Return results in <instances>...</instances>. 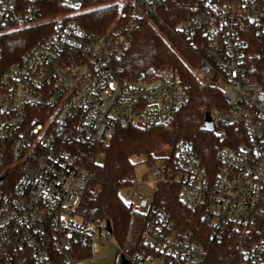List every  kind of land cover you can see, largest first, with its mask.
Here are the masks:
<instances>
[{
    "label": "built area",
    "instance_id": "1",
    "mask_svg": "<svg viewBox=\"0 0 264 264\" xmlns=\"http://www.w3.org/2000/svg\"><path fill=\"white\" fill-rule=\"evenodd\" d=\"M88 1L0 0L2 30L47 23L19 62L3 67L0 51V264H85L110 241L106 224L77 216L80 195L120 126L166 124L180 110L176 79L135 81L120 66L134 31L153 19L169 27L162 12L174 4L184 7L174 31L199 54L202 84L224 95L210 113L215 133L234 127L238 143L218 150L214 169L192 140L169 158L146 157L148 174L129 196L142 233L132 252L115 240L116 264H205L194 234L154 203L159 184L176 186L213 240L236 241L242 264H264V88L247 62L248 24L264 34V0H108L116 16L101 33L79 19Z\"/></svg>",
    "mask_w": 264,
    "mask_h": 264
},
{
    "label": "trees",
    "instance_id": "2",
    "mask_svg": "<svg viewBox=\"0 0 264 264\" xmlns=\"http://www.w3.org/2000/svg\"><path fill=\"white\" fill-rule=\"evenodd\" d=\"M47 2L49 0H44L45 4ZM86 6L87 10L80 14L79 19L87 28L101 33L114 22L116 9L108 4V0H89ZM55 11L46 9L45 16H51ZM183 14L184 7L174 4L162 12L170 28L157 19L143 22L134 31L130 47L120 62L122 75L131 80L151 81L166 76L176 79L184 90V100L177 116L166 124L120 126L104 149L103 164L95 165V175L81 193L76 211L77 216L87 223L104 225L110 222L111 235L129 251L135 247L129 241L135 211L119 191L130 187L135 180L133 157L145 155L152 158V153L163 146L174 147L181 140H192L196 151L214 169L218 150L238 143L231 140L236 133L234 127L228 128L227 138H221L219 129L216 133L203 130L207 114L215 107L224 106L225 99L218 88L202 84L199 54L174 31ZM46 25L8 30L0 27L3 67L19 62L33 44L46 34ZM248 29L250 45L247 62L264 88V34H257V30L249 24ZM154 203L169 213L178 229L194 234L196 241L207 252L205 264L242 263L238 243L213 240L202 213L184 206L178 198L176 186L159 184ZM257 237H264V220L258 224ZM16 264L31 262L28 258H22Z\"/></svg>",
    "mask_w": 264,
    "mask_h": 264
},
{
    "label": "rangeland",
    "instance_id": "3",
    "mask_svg": "<svg viewBox=\"0 0 264 264\" xmlns=\"http://www.w3.org/2000/svg\"><path fill=\"white\" fill-rule=\"evenodd\" d=\"M172 152H173V147L170 145H166L154 151L152 153V156L155 158H169ZM103 162H104V157L103 156L98 157V163L103 164ZM133 162L135 164V172H136L135 182H141L145 180L146 175L148 174V167H149V164L146 161V156L145 155L135 156L133 157ZM133 190H134L133 187H127L121 189L119 193L127 203H130L129 196ZM154 190H155L154 186L149 187L144 185L140 187L141 193H145L146 195H151L154 192ZM134 211L135 213L131 223L129 241L130 243L135 244L133 246H136V243L139 241L142 233L144 218L142 217L141 214H139L140 211L137 208H135ZM126 250L128 252L133 251V249L129 251L128 248H126ZM118 253H119V249L116 245L115 238L111 236L110 241L107 242V244H101V242H98L95 260L88 261L85 264H116V258Z\"/></svg>",
    "mask_w": 264,
    "mask_h": 264
},
{
    "label": "water",
    "instance_id": "4",
    "mask_svg": "<svg viewBox=\"0 0 264 264\" xmlns=\"http://www.w3.org/2000/svg\"><path fill=\"white\" fill-rule=\"evenodd\" d=\"M251 23H253V20L251 21ZM203 130L207 131V132H215L216 131V127L214 125V122H213L210 114H207V116L205 118ZM106 227H107L108 231L111 232V224H110V222L106 223ZM123 264H130V262L127 259L124 258L123 259Z\"/></svg>",
    "mask_w": 264,
    "mask_h": 264
}]
</instances>
